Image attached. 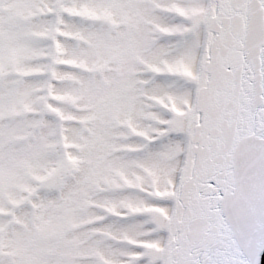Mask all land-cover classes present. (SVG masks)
Masks as SVG:
<instances>
[{"label":"snow or ice","instance_id":"obj_1","mask_svg":"<svg viewBox=\"0 0 264 264\" xmlns=\"http://www.w3.org/2000/svg\"><path fill=\"white\" fill-rule=\"evenodd\" d=\"M0 264H264V0H0Z\"/></svg>","mask_w":264,"mask_h":264}]
</instances>
